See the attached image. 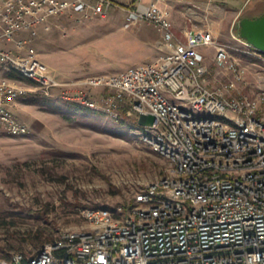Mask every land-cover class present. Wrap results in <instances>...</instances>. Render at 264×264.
Segmentation results:
<instances>
[{
	"label": "built area",
	"instance_id": "1",
	"mask_svg": "<svg viewBox=\"0 0 264 264\" xmlns=\"http://www.w3.org/2000/svg\"><path fill=\"white\" fill-rule=\"evenodd\" d=\"M183 2L135 0L126 9V28L146 20L159 32L154 60L70 82L105 89L97 99L75 91L87 108L113 117L124 105L135 112L143 141L168 160L167 173L114 211L82 208L88 227L65 230L38 252H15L0 264H264V92L239 90L245 69L210 30L177 32L170 9ZM120 6L116 0H0V42L13 43L0 46V65L34 80H0V129L26 134L16 102L32 91L51 96L69 86L40 63V29L64 16L105 18ZM233 38L238 50L264 56ZM207 46L215 48L225 80L207 78Z\"/></svg>",
	"mask_w": 264,
	"mask_h": 264
},
{
	"label": "rangeland",
	"instance_id": "2",
	"mask_svg": "<svg viewBox=\"0 0 264 264\" xmlns=\"http://www.w3.org/2000/svg\"><path fill=\"white\" fill-rule=\"evenodd\" d=\"M116 1L121 6L105 18L64 16L40 31V63L50 77L69 86L53 89L51 96L32 91L16 102L15 113L29 126L26 134L0 129V258L36 253L61 232L88 227L82 208L114 211L167 173L168 160L143 141L135 112L124 105L113 117L74 97L82 91L97 99L105 89L72 81L111 74L159 54L154 43L160 34L150 22L124 26L126 9L135 0ZM263 1L186 0L170 9L178 33L210 30L216 42L228 44L245 69L246 84L239 90L252 96L264 92V56L238 50L233 34L243 13L261 8ZM202 51L207 78L225 80L226 73H217L215 48ZM8 70L0 65V80L33 84L8 77Z\"/></svg>",
	"mask_w": 264,
	"mask_h": 264
},
{
	"label": "water",
	"instance_id": "3",
	"mask_svg": "<svg viewBox=\"0 0 264 264\" xmlns=\"http://www.w3.org/2000/svg\"><path fill=\"white\" fill-rule=\"evenodd\" d=\"M237 28L240 38L264 52V10L260 14L240 17Z\"/></svg>",
	"mask_w": 264,
	"mask_h": 264
},
{
	"label": "trees",
	"instance_id": "4",
	"mask_svg": "<svg viewBox=\"0 0 264 264\" xmlns=\"http://www.w3.org/2000/svg\"><path fill=\"white\" fill-rule=\"evenodd\" d=\"M264 10V1H263V5L261 6V8L256 9L252 12L249 13H243L242 16H252V15H256V14H260L262 11ZM237 32H238V28H237ZM6 75L10 78H15V79H20L23 81H27L29 83H34V80L27 77L25 74H23L22 72H20L19 70L15 69V68H10L7 72ZM74 109H76V107H73Z\"/></svg>",
	"mask_w": 264,
	"mask_h": 264
},
{
	"label": "crops",
	"instance_id": "5",
	"mask_svg": "<svg viewBox=\"0 0 264 264\" xmlns=\"http://www.w3.org/2000/svg\"><path fill=\"white\" fill-rule=\"evenodd\" d=\"M42 29H40V31H41ZM39 35H40V33H39ZM39 38V37H38ZM37 38V39H38ZM37 41V40H36ZM161 41H160V38L159 39H157L156 41H155V46L159 49V46H160V43ZM0 46H3V47H12L13 46V43H2V42H0Z\"/></svg>",
	"mask_w": 264,
	"mask_h": 264
}]
</instances>
